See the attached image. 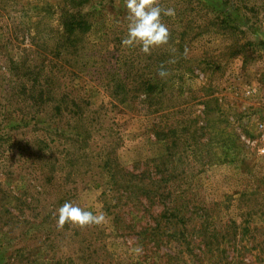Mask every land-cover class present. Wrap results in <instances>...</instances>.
<instances>
[{
	"label": "rangeland",
	"instance_id": "obj_1",
	"mask_svg": "<svg viewBox=\"0 0 264 264\" xmlns=\"http://www.w3.org/2000/svg\"><path fill=\"white\" fill-rule=\"evenodd\" d=\"M158 2L145 55L124 0H0V264H264V0ZM130 64L148 98L112 95Z\"/></svg>",
	"mask_w": 264,
	"mask_h": 264
},
{
	"label": "clouds",
	"instance_id": "obj_2",
	"mask_svg": "<svg viewBox=\"0 0 264 264\" xmlns=\"http://www.w3.org/2000/svg\"><path fill=\"white\" fill-rule=\"evenodd\" d=\"M123 7L126 10V32L121 40L122 47L139 51L150 55L152 50L167 45L170 40V31L164 23L163 17H174V8L162 7L158 0H124ZM174 63L175 61H170ZM168 72L161 67L158 75L162 78L168 76ZM58 228L65 224L85 227L99 225L105 220L103 212L94 214L72 201H65L55 212Z\"/></svg>",
	"mask_w": 264,
	"mask_h": 264
},
{
	"label": "trees",
	"instance_id": "obj_3",
	"mask_svg": "<svg viewBox=\"0 0 264 264\" xmlns=\"http://www.w3.org/2000/svg\"><path fill=\"white\" fill-rule=\"evenodd\" d=\"M63 16H66L65 14H63ZM69 17L71 18H67L64 19L63 18V25L62 27V31H61V38H59V42L61 43L62 38H64L65 40H68L70 37H73L72 35L74 33L83 31V29L85 28H89V25H83V21L82 18L83 16L80 14H76V18L71 15H69ZM217 20V19H216ZM225 28L228 27L229 29H231V27L229 25H222ZM70 41H72L70 39ZM128 69L127 71H123V72H118L116 77L113 78L114 80V85L112 87V95L113 96H122V94L124 95L127 92H133V89L135 90V92H138V95H143L145 96V98H148L149 94L151 91L154 90V88L156 87V84L154 85V80L157 78V76H150L147 77L144 74L138 72V69L133 72L134 70V66L133 64L127 65ZM153 77V78H152ZM39 81H34L33 84H31L32 86V91L36 92L39 90V92H43L44 89V85L41 83H38ZM151 95V94H150ZM86 132V131H85Z\"/></svg>",
	"mask_w": 264,
	"mask_h": 264
},
{
	"label": "built area",
	"instance_id": "obj_4",
	"mask_svg": "<svg viewBox=\"0 0 264 264\" xmlns=\"http://www.w3.org/2000/svg\"><path fill=\"white\" fill-rule=\"evenodd\" d=\"M259 140L261 141V143H262V146H261V148H260V152L261 153H264V132L263 133H261L260 135H259ZM254 142V141H253Z\"/></svg>",
	"mask_w": 264,
	"mask_h": 264
}]
</instances>
